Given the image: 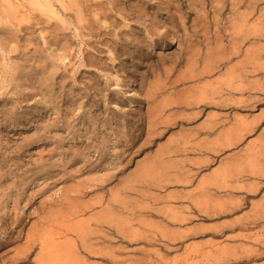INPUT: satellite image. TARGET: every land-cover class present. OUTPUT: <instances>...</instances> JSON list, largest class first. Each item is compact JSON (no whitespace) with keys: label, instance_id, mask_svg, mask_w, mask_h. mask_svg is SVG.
<instances>
[{"label":"rangeland","instance_id":"obj_1","mask_svg":"<svg viewBox=\"0 0 264 264\" xmlns=\"http://www.w3.org/2000/svg\"><path fill=\"white\" fill-rule=\"evenodd\" d=\"M9 1L0 14L20 25L0 24V264H38L25 237L52 206L89 209L69 226L76 255L46 264H264V0H50L49 14ZM183 47L198 52L192 69ZM206 54L218 67L191 80ZM147 102L162 109L154 142Z\"/></svg>","mask_w":264,"mask_h":264},{"label":"bare ground","instance_id":"obj_2","mask_svg":"<svg viewBox=\"0 0 264 264\" xmlns=\"http://www.w3.org/2000/svg\"><path fill=\"white\" fill-rule=\"evenodd\" d=\"M31 1H33V0H31ZM109 1H110V0H109ZM114 1H116V0H114ZM114 1H113V3H114L113 5H114V7H115V6L117 7V5L115 4ZM142 1H143V0H142ZM150 1H152V0H150ZM159 1H160V0H159ZM159 1H158V2H159ZM166 1L171 2V0H170V1H169V0H166ZM166 1L164 0V2H166ZM187 1H188V0H187ZM191 1L193 2V0H190V2H189V1H188V2L191 4ZM198 1H201V0H197V2H198ZM203 1H204V0H203ZM206 1L208 2L209 0H206ZM211 1H212V0H211ZM213 1H214V0H213ZM217 1H218V0H216V1L213 2V3H216ZM254 1L257 2V0H254ZM254 1H253V2H254ZM5 2L7 3V6L9 5V9L13 6V3H11V1H9V0H5ZM106 2H108V1H106ZM116 2H117V1H116ZM158 2H157V3H158ZM168 2H166V3H167L166 5L169 4ZM172 2H173V1H172ZM184 2H185V1H184ZM197 2H196V3H197ZM219 2H220V1H219ZM251 2H252V1H251ZM97 3H100V2L97 1L96 4H97ZM110 3H111V2H110ZM117 3H118V2H117ZM142 3H143V2H142ZM144 3H145V2H144ZM144 3H143V4H144ZM155 3H156V2H155ZM159 3H160V2H159ZM194 3H195V2H194ZM202 3H203V2H202ZM34 4H36L37 7H38V6L41 7L40 10L43 9V10H45L46 12L48 11V14L51 13V12H55V13H56V11L52 8L51 1H50V0H34ZM96 4H95V6H96ZM107 4H109V2H108ZM138 4H140V3H138ZM251 4H253V3H250V5H251ZM32 5H33V3H32ZM93 5H94V4H93ZM97 5H99V4H97ZM113 5H112V6H113ZM135 5H136V4H135ZM135 5H132L131 8H132L133 12H136L135 15H138V14H137V11H134V9H133V8H135V7H133V6H135ZM141 5H142V4H141ZM159 5H160V4H159ZM159 5H158V6H159ZM170 5H171V4H170ZM172 5H173V4H172ZM192 5H193V3H192ZM199 5H200V4H199ZM209 5H210V4H209ZM211 5H212V4H211ZM254 5H256V3H255ZM7 6H6V7H7ZM143 6H144V5H143ZM143 6H140V7L143 8ZM156 6H157V5H156ZM186 6H187V4H186ZM197 6H198V5H197ZM200 6H201V5H200ZM202 6L204 7V5H202ZM202 6H201V7H202ZM213 6H214V5H213ZM252 6H253V5H252ZM252 6H250V8H251L252 10H254L255 7H254V9H253ZM6 7L3 8L5 11H3V13H2L3 16H4V19L7 21L6 24H8V23L10 22L12 25L16 26V23H17V22H16L15 24H13V20H11V19H13L14 17H13V18H11V17L14 15V13L17 14V12H14L15 9L13 10V12H14L13 14H12V12L10 13V11H9L8 13H10V14H9L7 17H8V18H11V19H8V18L6 19V18H5V15L8 14V13H7V11H8L7 8H8V7H7V8H6ZM37 7H36V8H37ZM99 7L101 8V3H100V6H99ZM99 7H98V8H99ZM102 7L104 8L103 5H102ZM119 7H120V6H119ZM138 7H139V6H137V8H138ZM140 7H139V10H140V11H141V10L143 11L144 8H143V9H140ZM160 7L164 8V6H161V5H160ZM160 7H158V8H160ZM194 7H196V6H192V8H194ZM201 7H200V8H201ZM211 7H212V6H211ZM112 8H113V7H112ZM122 8H123V10H124V7L121 6V9H122ZM168 8H169V7H168ZM168 8H167V9H168ZM185 8L188 9V7H185ZM190 8H191V7L189 6V9H190ZM212 8H213V7H212ZM94 9H95V8H93V10H94ZM165 9H166V7H165ZM165 9H161V10H162V11H165ZM167 9H166V10H167ZM169 9H170V8H169ZM186 9H185V10H186ZM196 9H197V8H196ZM210 9H211V8H210ZM213 9H214V8H213ZM6 10H7V11H6ZM10 10H11V9H10ZM53 10H54V11H53ZM98 10H99V9H98ZM135 10H138V9H135ZM159 10H160V9H159ZM174 10H175V8H174ZM176 10H177V9H176ZM176 10H175V12L177 13ZM192 10L195 11L194 9H191V12H193ZM15 11H16V10H15ZM115 11H120V10H119V9H118V10L115 9ZM140 11H138V12H140ZM142 11H141V13H144V15H145V14H146V13H145L146 11H144V12H142ZM167 11H168V10H167ZM186 11H187V10H186ZM0 12H1V9H0ZM4 12H5V13H4ZM97 12H98V11H97ZM99 12H101V9H100ZM170 12L173 13V11H170ZM170 12L168 11L169 14H170ZM175 12H174L173 14H175ZM178 12H179V11H178ZM184 12H185V11H183V13H184ZM81 13H82V12H81ZM103 13H104V11H103ZM96 14H98V13H96ZM100 14H101V13H100ZM100 14H98V15H100ZM105 14H106V12H105ZM105 14H104V15H105ZM166 14H167V13H166ZM173 14H172V16H173ZM178 14H179V13H178ZM196 14H197V13H196ZM57 15H58V14H57ZM107 15H108V14H107ZM107 15H105V16H107ZM144 15L142 14V16H144ZM180 15H182L181 12H180ZM3 16H1V14H0V24H1V23H5V22H3V20H4V19H3ZM95 16H97V15H95ZM101 16L103 17V15H100V17H101ZM105 16H104V17H105ZM109 16H110V15H109ZM109 16H107V17L110 18ZM142 16L139 15V17H141V18H142ZM170 16H171V15H169V18H170ZM177 16H179V15H177ZM22 17H23V16H22ZM22 17H21V18H22ZM79 17H80V15H79ZM82 17H83V16H82ZM100 17H98V18H100ZM107 17H106V18H107ZM135 17H138V16H135ZM139 17H138V18H139ZM155 17H156V16H155ZM174 17H175V16H174ZM174 17H172V18H174ZM179 17H181V16H179ZM183 17H185V16L183 15ZM190 17H191V16H190ZM197 17L199 18V16H197ZM202 17H203V16H202ZM205 17H206V16H205ZM208 17H209V16H208ZM16 18H18V17H16ZM16 18H15V19H16ZM19 18H20V17H19ZM21 18H20V19H21ZM24 18H25V17H23V19H21V20H24ZM80 18H81V17H80ZM157 18H158V17H157ZM198 18H197V19H198ZM81 19H82V18H81ZM115 19H117V18H115ZM154 19H155V18H154ZM176 19H177V18H176ZM201 19H202V18H201ZM201 19H198V20H201ZM203 19L206 20L204 17H203ZM5 20H4V21H5ZM16 20H17V19H16ZM102 20H103V18H102ZM106 20H107V19H106ZM171 20H174V19H171ZM204 20L201 21V22H202L201 25H202V24L204 25V22H206V21H204ZM213 20H214V19H213ZM18 21H19V20H18ZM95 21H97V23H98V21H100V19H99V20H95ZM112 21H113V22H117V21H114V20H112ZM112 21H111V22H112ZM152 21H153V18H152ZM178 21H179L180 23H182V22H181V21H182L181 18H180ZM101 22H103V21H101ZM101 22L98 23V24H101ZM108 22H110L109 19H108L107 23H108ZM111 22H110V23H111ZM160 22H161V21H160ZM174 22H175V20H174ZM179 22H178V23H179ZM199 22H200V21H199ZM199 22H198V23H199ZM10 23H9V24H10ZM104 23H105V21H104L101 25H103ZM110 23H109V24H106V23H105V24H106V25H105L106 28H110V27H114V26H115L114 23H113V24H110ZM152 23H153V22H152ZM172 23H173V22H172ZM183 23H184V22H183ZM198 23H197V24H198ZM17 24H19V23H17ZM98 24H97V25H98ZM116 24H117V23H116ZM173 24H174V23H173ZM175 24H176V23H175ZM199 24H200V23H199ZM19 25H20V24H19ZM107 25H110V26L107 27ZM111 25H114V26H111ZM156 25H157V23H156ZM158 25H159V24H158ZM203 25H202V26H203ZM17 26H18V25H17ZM105 26H104V27H105ZM153 26H154V25H153ZM153 26H151V28H152ZM173 26H174V25H173ZM175 26H176V25H175ZM192 26H193V25H192ZM192 26H191V27H192ZM195 26H199V25H195ZM195 26H194V27H195ZM104 27H103V28H104ZM154 27H156V26H154ZM178 27H179V26H178ZM11 28H12V27H11ZM98 28H101V27H99V25H98ZM202 28H203L202 31H205V30H204V29H205L204 26H203ZM153 29H154V28H153ZM153 29H151V30L154 32ZM185 29H186V28H185ZM192 29H193V28H192ZM200 29H201V26H200ZM156 30H158V27H157ZM193 30H195V28H194ZM196 30H197V29H196ZM198 30H199V29H198ZM198 30H197V31H198ZM251 30H253V28H251ZM197 31L195 32V34L197 33ZM153 32H152V33H153ZM156 32H157V31H156ZM193 32H194V31H193ZM198 32H200V31H198ZM205 32H206V31H205ZM205 32H204V35L207 34V32H206V34H205ZM254 32H256V30H255ZM104 33H105V32H104ZM154 33H155V32H154ZM200 33H201V32H200ZM185 34H186V32L184 33V35H185ZM193 34H194V33H193ZM197 34H198V33H197ZM197 34H196V36H197ZM250 34H251V33H250ZM252 34H253V32H252ZM114 35L116 36V32H115ZM160 35L162 36V34H160ZM149 36H151V35H149ZM185 36H186V37H187V36L189 37V36H191V35H188V33H187V35H185ZM196 36H195V37H196ZM220 36H221V35H220ZM135 37L137 38V36H135ZM182 37H183V36H182ZM200 37H201V36H200ZM203 37H204V36H202L201 38L203 39ZM162 38H163V37H162ZM164 38H166V36H165ZM180 38H181V37H180ZM180 38H179V39H180ZM184 38H185V37H184ZM205 38H206V37H205ZM207 38H208V37H207ZM188 39L190 40V37H189ZM196 39L199 40V38H196ZM202 39H201V40H202ZM137 40H138V39H137ZM182 40H183V39H182ZM185 40H186V38L184 39V41H185ZM189 40H187V41H189ZM191 40H192V39H191ZM207 40H208V39H207ZM139 41H141V40H139ZM142 41H145V39H143ZM180 41H181V40H180ZM184 41H183V42H184ZM202 41H203V40H202ZM202 41H200V42H202ZM221 41H222V40H221ZM221 41H220V42H221ZM194 42H195V41H194ZM206 42H207V41H206ZM216 42H218L217 37H216ZM220 42H218V43H219L218 45H220ZM140 43H141V42H140ZM142 43H144V42H142ZM189 43H190V41H189ZM197 43H199V41H198ZM185 44H187V46H188V42L186 43V41H185ZM202 44H203V43H202ZM222 44H223V42H221V45H222ZM193 45H194V44H193ZM197 46H198V44H197ZM197 46H196V47H197ZM206 46H208V45L206 44ZM185 47H186V46H185ZM191 47H193V46H191ZM194 47H195V46H194ZM216 47H217V46H216ZM186 48H187V47H186ZM186 48L184 49V47H183V50H186V51H185L186 54H185V53H184L185 55L182 54L183 57H184V59H185V57H186V60L183 61V65L186 63L184 67L187 66L188 68H191V69H192V68H194V67H193V66L195 65L194 63H196V64L198 63V62H197V61H198L197 58L194 57V55L197 56L196 53L194 54V51H195V52H197V51H196V49L193 50L194 48H193V49H191V48L186 49ZM181 49H182V48H181ZM198 49H200V45H199ZM216 49H217V48H216ZM218 49H219V51H220V50L222 51V50L224 49V47H223V49H222V46H221V49H220V46H219ZM183 50H182V52H183ZM206 50H207V52L209 53V48H208V47L206 48ZM198 51H199V50H198ZM217 51H218V50H217ZM218 53H219V52H217V54H216V56H215L216 58H217V55H220V53H219V54H218ZM222 53H224V52H222ZM197 54H198V52H197ZM209 54H210V53H209ZM209 54H208V55H209ZM180 55H181V54H180ZM180 55H179V56H180ZM182 55H181V58H183ZM211 55H212V54H210V56H211ZM222 55H223V54H222ZM206 56H207V54H206ZM175 57H177V56H175ZM204 57H205V56H204ZM204 57H203V58H204ZM218 57H219V56H218ZM178 58H179V57H178ZM203 58H202V59H203ZM207 58H211V57L207 56V57L205 58L206 60H204V61L201 59V60L203 61V63L207 61ZM219 58L221 59V57H219ZM219 58H218V59H219ZM175 59H177V58H175ZM175 59L172 58V61L175 60ZM164 60H166V59H164ZM164 60H163V62H164ZM180 60H181V59H179V62H180ZM211 60H212V59H211ZM214 60H215V59H214ZM169 61H171V60H169ZM175 61H176V60H175ZM208 61H210V59H209ZM176 62H177V61H176ZM184 62H185V63H184ZM212 62H213V61H211V63H212ZM165 63H167V62H165ZM174 63H175V62H174ZM174 63L172 62L171 64H174ZM180 63H182V62H180ZM206 63H210V62H206ZM211 63H210L209 65L207 64L208 66H204V65H203V66H204V67H203L204 70L202 69V71H201V69H198V70H200V71H198V70L196 71V70H195L196 72L194 71V73H196V74L193 73V75H192V74H191V76L189 75L190 79L193 80V78L198 77V76L200 77V76H202L203 74H206V75H207V73H212V72H211L212 69H209L208 67H210V65H212V67H214V66L216 67V65H217L218 62H215V61H214L213 63L216 64V65H214V66H213V63H212V64H211ZM177 64H178V62H177ZM204 64H205V63H204ZM220 64H221V63H220ZM162 65H165V64H162ZM162 65H160V66H162ZM192 65H193V66H192ZM205 65H206V64H205ZM166 66H167V64H166ZM168 66H170V64H168ZM168 66H167L166 68H168ZM175 66H176V64H175ZM178 66H181V64L178 65ZM189 66H190V67H189ZM163 67H164V66H163ZM172 67H173V65H172ZM172 67H171V68H172ZM187 67H186V68H187ZM195 67H196V66H195ZM215 67H214V68H215ZM217 67H218V65H217ZM217 67H216V68H217ZM160 68H161V67H160ZM164 68H165V67H164ZM174 68H175V67H174ZM197 68H198V67H197ZM210 68H211V67H210ZM216 68H215V69H216ZM161 69H162V68H161ZM195 69H196V68H195ZM168 70H169V69H168ZM171 70H172V69H171ZM171 70H169V71H171ZM165 72H166V70H165ZM191 72H192V71H191ZM197 72H198V73H197ZM168 73H169V72H168ZM167 76L170 77L169 74H168ZM185 77H186V76H185ZM187 77H188V75H187ZM187 77H186V78H187ZM202 77H203V76H202ZM116 78H117V77H116ZM117 79H118V78H117ZM165 79L167 80V77H166V76H165ZM195 79H196V78H195ZM195 79H194V80H195ZM174 80H175V79H174ZM179 80H180V79H179ZM179 80L177 79L176 82H179ZM183 80H185V78H184ZM191 80H190V81H191ZM196 80H197V79H196ZM167 81H169V80H167ZM200 81H201V79H200ZM170 82H171V81H170ZM172 82H173V81H172ZM176 82H173L172 84L170 83L169 85H171V86H172V85H176V84H177ZM116 83L118 84V81H117ZM150 86H151L152 88L154 87V86H152V85H150ZM150 86H149V88L146 89V92H147L148 89H151V90H152V88H150ZM164 86H165V85H164ZM154 88H155V87H154ZM151 90H150V91L148 90L147 95L145 94V96H147V98L152 99L153 101H152V100H151V101H152L153 103H155L154 100H155L156 98L153 99V98H154L153 95L156 93V91H155V92L153 91V92H154V94H153V93L151 92ZM153 90H156V88L153 89ZM157 93H158V92H157ZM203 93H204V92H203ZM151 94H153V95H151ZM208 94H209V93H208ZM133 95H134V96L137 95V92H136V91L133 92ZM149 95H151L152 98H151V96H149ZM156 95H157V94H156ZM211 95H212V94H211ZM205 96H206V95H205ZM205 96L203 97V99L206 98ZM155 97H156V96H155ZM210 98H211V97L208 98V96H207V99H208V100H209ZM200 99H201V98H200ZM200 99L197 98V100H195L196 103H197V105H198L199 103H202V104L204 103V101H202V100H200ZM207 99H206V100H207ZM148 100H149V99H148ZM199 100H200V101H199ZM149 101H150V100H149ZM149 101H148V102H149ZM201 101H202V102H201ZM148 102H147V104H148ZM152 102H150V103H152ZM150 103L148 104L149 107H147V111H146V112H147V120H146V121H148L147 124H149V126H150V128H149V127H148V128H149V130H151L152 132L149 133V130H148V132H147L148 135H146V137H149V141H151V142L153 141V142H154V141H156V140H155V136L159 138V134H162V133H163V132H160V130H159L158 133L156 134V131L158 130V128H157L156 131H155V128H156V127L159 125V123L161 122V121L159 122V118H160V115H161L162 109H161V107L159 108L157 105L155 106V104H154V107L152 106L153 104L150 106ZM196 103H195V104H196ZM160 120H161V119H160ZM165 128H168V127H165ZM157 135H158V136H157ZM147 139H148V138H146V140H147ZM146 140H145V141H146ZM146 142H148V140H147ZM147 144H150V143L148 142ZM144 145H146L145 142H144ZM133 146H134V145H133ZM140 146H141V149H143L144 146H143L142 144H141ZM140 146H139V149H140ZM142 146H143V147H142ZM145 147H146V146H145ZM146 148H147V147H146ZM137 149H138V147H137ZM162 149H164V151H165V148H161L160 150H162ZM222 149H223V148H219L220 151H222ZM170 150H171V149H170ZM170 150H169V152H170ZM173 150H174V149H172V151H173ZM137 151L139 152V150H137ZM164 151H162V152H164ZM133 152H134V154L137 153V152H135V151H133ZM142 152H143V151H142ZM159 152L161 153V151H159ZM169 152H168V153H169ZM161 154H162V153H161ZM150 156H151V155H149V158H150ZM160 156L162 157V155H156L155 157H156V158H161ZM151 158H152V156H151ZM151 158H150V159H151ZM161 159H162V158H161ZM168 159H169V158H168ZM146 160H147V159H146ZM144 161H145V160H144ZM144 161H142V162H144ZM147 161H148V162H147ZM147 161L144 162L145 165H147V164H151L152 167L155 165V161L153 160V158H152L151 161H150L149 159H148ZM156 161H157V160H156ZM142 162L139 163V166H144V164H143ZM161 162H163V161L161 160ZM158 163H160V162H158ZM158 165H159V164H158ZM167 166H168V165H167ZM165 167H166V166H165ZM153 169H154V168H153ZM110 176H112V175H109V178L106 177V178L108 179V181H109V180L111 181V179H112V177H111V179H110ZM113 177H114V176H113ZM104 180H105V179H104ZM112 180H113V179H112ZM84 182H86V181H84ZM84 182L81 183V184H83V186H86V187H84V189H85L86 191L89 189V187L93 186V185H91V186L86 185V183H84ZM87 182H88V181H87ZM103 182H104V181H103ZM124 182H125V184H124L125 187L123 186L124 189H126V188L128 189V187L131 188V186H130L131 183H130V182L127 181L128 184H127L126 181H124ZM99 183H102V182H99ZM108 183H109V182H108ZM81 184L79 183V184H78V185H79L78 187H80ZM87 184H88V183H87ZM97 184H98V183H97ZM131 185H132V184H131ZM98 186H100V185H98ZM94 187H95V186H94ZM74 189H75V188H74ZM84 189H83V190H84ZM70 191H71V190H70ZM74 191L76 192L77 190H74ZM88 191H89V190H88ZM68 192H69V191H68ZM68 192L66 191V193H67L66 195L63 193V197L68 198V196H67V195H69ZM71 192H72V191H71ZM77 192H78V191H77ZM66 196H67V197H66ZM69 196H70V195H69ZM70 197H71V196H70ZM70 197H69V198H70ZM72 197H73V196H72ZM72 197H71V198H72ZM61 199H62V197H61ZM61 199H59V200L57 199V200H58V204H65L64 201L61 200ZM63 199H64V198H63ZM69 200H70V199H69ZM69 200H67L68 203H66V204H74L75 202H77V200H76V201H74V203H72V202H70ZM72 200H73V199H72ZM110 200H111V199H110ZM110 200H109L108 202L105 201V202H107V203H105V204H112L113 201H110ZM65 201H66V200H65ZM52 202H53V201H52ZM52 202H51V203H52ZM97 202H98V201H97ZM97 202H96V203H97ZM103 202H104V201H103ZM46 203H47V202H46ZM46 203L44 202V203H42V204H46ZM79 203H80V202H79ZM99 203H101V200L99 201ZM49 204H50V203H49ZM54 204H57V203L54 202ZM75 204H76V203H75ZM77 204H78V203H77ZM82 204H89V203H82ZM91 204H92V203H91ZM47 207H48V206H47ZM88 207H89V206H88ZM48 208H49V207H48ZM48 208H47V209H46L45 207L42 208V210H44V211H43V217H42L44 220L41 219V220H42V221H41V224H38V225H37L36 223H35V224L32 223L33 225L31 224L32 227H30L29 229H27V233H26V237H25V238H26L25 240H27V241H26V244H27V245H26L25 247H27V249L30 248V247H32L31 245L34 246V245L36 244V245L38 246V247H37V248L39 249V252H38V254H37V261H38V264H39V261H40L42 264H46V262L43 263L42 260H41V259H43V258H44L43 260H47V259H45V257H48V258H51V259H52V258L55 259V257H58V256H59V257H60V258L58 257V258L60 259L59 261H62L61 258H63L64 256L66 257L67 255H71V254H73V247H75L74 249H75L76 252L79 251L78 249H80V248H77V247H76V245L78 244V243H76V242H77L78 240L76 239V240H77V241H76L74 237H70V236H72L71 233L68 234V233H69V232H68L69 229H70V228H73V226H72V227H69V226H70V225H75V226H76L77 224H79V226H81L80 224H82V226H83V224H85V221H81L80 218H81V217L83 216V214H85L86 211H88V209H89V208H87V210H86L85 207H84V208H82V207H79V208H78V206H77V208H75V209L72 208V209H73V210H72L71 208L68 207L71 211L68 210L69 212L67 213V212H62V210H59V208H60L59 206H58V209H54L53 206H52L51 208H49V209H48ZM41 213H42V211H41ZM65 213H66L67 215H65ZM86 214H87V213H86ZM40 218H41V217H40ZM40 218L38 219L39 221H40ZM39 221H38V222H39ZM79 226H78V227H79ZM70 230H71V229H70ZM70 232H71V231H70ZM72 234H73V232H72ZM69 235H70V236H69ZM77 235H79V233H78ZM75 236H76V235H75ZM79 236L81 237V235H79ZM82 237H83V236H82ZM82 237H81V238H82ZM78 239H79V237H78ZM75 241H76V242H75ZM83 241H84V240H83ZM83 241H82V242H83ZM72 242H74L75 244H74V243L72 244ZM80 243H81V242H80ZM80 243H79V244H80ZM83 245H84V244H82V245H80V246H83ZM17 246H18V245H17ZM23 246H24V244H23ZM19 247H20V246H19ZM84 247H85V245H84ZM84 247H81V248H84ZM34 248L36 249V247H34ZM20 250H21V249H20ZM22 250H23V248H22ZM16 251H17V248H16ZM18 251H19V250H18ZM23 252H24V251H23ZM25 252H26V255H27L28 252H27V251H25ZM71 252H72V253H71ZM70 253H71V254H70ZM16 254H17V253H16ZM21 254H22V253H21ZM19 255H20V254H19ZM23 255H24V254H23ZM26 255H25V256H26ZM73 255H76V253L73 254ZM35 256H36V255H35ZM26 257L28 258V256H26ZM67 257H69V256H67ZM16 259H17V258H16ZM21 259H22V258H21ZM24 259H25V258H24ZM24 259H23V260H24ZM34 259H36V258H34ZM18 260H19V259H18ZM29 260H30V258H29ZM25 261H27V260H25ZM37 261H36V262H37ZM47 261H48V260H47ZM59 261H58V262H59ZM63 261L65 262V260H63ZM63 261H62V262H63ZM20 262H22V261H20ZM20 262H19V263H20ZM27 262H28V261H27ZM56 262H57V260H56ZM41 263H40V264H41Z\"/></svg>","mask_w":264,"mask_h":264}]
</instances>
